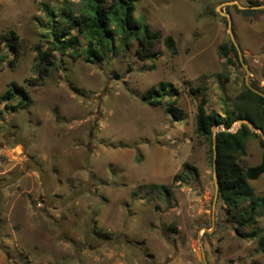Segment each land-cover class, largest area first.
Returning a JSON list of instances; mask_svg holds the SVG:
<instances>
[{"label": "rangeland", "instance_id": "1", "mask_svg": "<svg viewBox=\"0 0 264 264\" xmlns=\"http://www.w3.org/2000/svg\"><path fill=\"white\" fill-rule=\"evenodd\" d=\"M65 5L0 0V34L15 33L21 45L8 67L12 54L0 44V97L10 82H37L25 86L29 108L0 101V264H264L247 235L264 233V208L244 235L234 231L215 196L208 145L194 133L200 98L207 111L221 112L242 85L264 88V0H138L135 17L160 34L156 58L141 62L136 41L123 52L115 40L116 51L97 63L55 52L48 75L37 79L34 46H47L43 8L59 13ZM228 17L239 47L233 66L218 54L232 43ZM160 82L176 90L181 120L141 100ZM245 148L240 165L259 163L258 138ZM249 184L264 198V174ZM5 238L18 254L2 249Z\"/></svg>", "mask_w": 264, "mask_h": 264}, {"label": "trees", "instance_id": "2", "mask_svg": "<svg viewBox=\"0 0 264 264\" xmlns=\"http://www.w3.org/2000/svg\"><path fill=\"white\" fill-rule=\"evenodd\" d=\"M137 1L77 0V3L68 4V0H64L67 5L60 8L59 13L44 6L43 14L46 22L42 27L46 29L43 38L47 46L46 48L40 44L34 46L37 79H43L48 75L53 65L51 60L55 52L60 56L68 53L72 60L81 58L86 63H97L104 61L107 53L116 51L115 40L123 52L128 50L132 41H136L138 49L135 52V58L141 62L156 58L158 54L153 49L160 34L152 30L145 20L135 17ZM254 13L255 11L244 12L246 16ZM79 43L83 45V48L79 51L74 50ZM0 44H4L11 52L12 58L7 62V66L13 67L21 52L18 36L13 32L0 34ZM163 44L173 53V40L170 36L163 39ZM218 54L227 65L233 66L238 62L237 51L232 43L221 44L218 47ZM36 83V79H26L23 84L10 82L0 97V101L4 102V108L10 110L29 108L32 100L25 86L32 87ZM251 86L264 93V88L256 84ZM199 90V87L189 88V93L196 95ZM172 92L175 95L177 93L169 83L160 82L148 88L141 96V100L152 107L164 105L166 113L174 119L181 120L182 113L176 106V99L173 98ZM15 96H18L19 100L14 104L9 103ZM164 96H168L170 100L164 102ZM205 103L206 100L203 97L197 103L194 133L206 141L212 160V139L214 138L217 197L225 211L233 215L236 221L234 231L244 235L243 229L254 225L258 215L257 210L264 208V198L255 195L249 184L250 181L264 174V150L259 163L245 168L240 165L238 157L246 156L245 144L249 139L258 138V143L263 149L264 140L252 132L246 124H240L234 133L223 130L213 133L212 128L222 125L228 129L235 121L245 119L264 135V98L242 85L232 105L223 107L221 112L207 111ZM182 168L189 174H193V167L188 163H184ZM177 178L178 176H175V179ZM160 187L163 188V186ZM244 204L247 205L243 206ZM247 235L255 240L257 250L264 255V233L252 228Z\"/></svg>", "mask_w": 264, "mask_h": 264}, {"label": "water", "instance_id": "3", "mask_svg": "<svg viewBox=\"0 0 264 264\" xmlns=\"http://www.w3.org/2000/svg\"><path fill=\"white\" fill-rule=\"evenodd\" d=\"M228 20V29H229V34H230V38H231V42L233 44V46L235 47L237 53L239 52V47L238 45L236 44L235 40H234V36H233V32H232V29H231V20L230 18L228 17L227 18ZM240 61H241V57H239ZM252 92H254L255 94L261 96L262 98H264V93L252 88L251 86L249 85H246ZM235 123L239 126L240 124H246L252 132L256 133L260 139L264 140V135L263 133L257 129V128H254L251 123L245 119H239L237 121H235ZM217 128H220L219 130H223V131H230V132H236L238 127H234V126H231L230 128L226 129L224 128L222 125H218ZM217 132V131H215ZM213 132V133H215ZM213 141V147H212V151H213V160H212V166H213V175H214V186H215V196L217 195V181H216V172H215V163H214V156H215V147H214V138L212 139Z\"/></svg>", "mask_w": 264, "mask_h": 264}, {"label": "crops", "instance_id": "4", "mask_svg": "<svg viewBox=\"0 0 264 264\" xmlns=\"http://www.w3.org/2000/svg\"><path fill=\"white\" fill-rule=\"evenodd\" d=\"M6 239H9V238H5V240H2V249H4L5 251H8L10 249H12V252L14 251L15 254H18L16 253V249L15 247L13 246V244L10 242V241H7ZM1 250V248H0Z\"/></svg>", "mask_w": 264, "mask_h": 264}, {"label": "flooded vegetation", "instance_id": "5", "mask_svg": "<svg viewBox=\"0 0 264 264\" xmlns=\"http://www.w3.org/2000/svg\"><path fill=\"white\" fill-rule=\"evenodd\" d=\"M210 218H211V216H210ZM208 261H209V259H208ZM208 261L206 262V264L208 263ZM210 262V261H209ZM147 264H150V263H147ZM209 264V263H208Z\"/></svg>", "mask_w": 264, "mask_h": 264}]
</instances>
